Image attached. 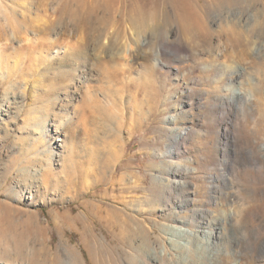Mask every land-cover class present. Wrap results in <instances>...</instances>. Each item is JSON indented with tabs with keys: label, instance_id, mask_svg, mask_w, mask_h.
<instances>
[{
	"label": "rangeland",
	"instance_id": "rangeland-1",
	"mask_svg": "<svg viewBox=\"0 0 264 264\" xmlns=\"http://www.w3.org/2000/svg\"><path fill=\"white\" fill-rule=\"evenodd\" d=\"M112 5L145 10V27L76 32L61 0H0V264H264V0ZM163 39L175 49L158 57ZM226 66L232 84L216 82ZM50 152L52 176L20 197L19 169ZM172 161L192 169L185 186L160 179ZM178 226L225 232L210 245Z\"/></svg>",
	"mask_w": 264,
	"mask_h": 264
},
{
	"label": "bare ground",
	"instance_id": "bare-ground-1",
	"mask_svg": "<svg viewBox=\"0 0 264 264\" xmlns=\"http://www.w3.org/2000/svg\"><path fill=\"white\" fill-rule=\"evenodd\" d=\"M112 2H113V0H61L63 13L66 16H68L71 19V21H73L75 23L74 26L76 28V32L77 31L79 32V29L80 28H83V26L88 25V24L93 23V22L95 24H97V23L104 24L105 26H110L111 24H115L116 26L117 25L118 26H121L123 24V21L125 19L126 20H129L130 22H132L134 24L135 23L136 24L138 23L137 25L142 26V27H145V25H146V14L144 12L145 10L139 9V10L136 11V13L134 15V13H130V12L126 11V10H123L122 8H118V7L115 8V5L113 6L112 5ZM101 13H102V15H100ZM255 31L258 32V33H264V27L263 28L261 27L259 30H255ZM59 32L60 31H58L57 29L55 30V33H59ZM158 43H159V48L156 49V52H155L158 57L162 56L163 53L166 54L167 49H169L171 52H173L174 49H175L174 44L170 40H168V39H166V40L165 39L160 40V42H158ZM53 44H55V43H53ZM254 44L255 43L253 42V44H251V45H254ZM2 46H3V44L0 43V51H1ZM136 49H139V47L137 46ZM87 51H88V43H85V44L81 43V44H78V48H77L76 52L74 54H71V55L73 56V58H75L77 61H79L78 59L82 58ZM243 54H244V52H242V50H238L237 51V54H236V58L239 59L240 57L243 56ZM141 56H142V52L139 49L137 51V54H134V57L138 59ZM155 64H157V65L160 64V59H157L155 61ZM204 68L205 69H209L210 66L209 65H205ZM237 72H239V74H241V72L238 71V70H236V67H234V66H226V67H223L220 71H218V74H216V75H218L217 76L218 79L216 80V82H220V81L224 82V81H227L228 80L229 81V84H232L233 81H234V79L231 77V75H233V74H235ZM0 75H4V72H1ZM58 80L61 81V79H58ZM37 83H38V80L34 81V83H33V90H35L37 88V86H36ZM231 90L233 92V97H231L229 99H231V100L232 99H244V97L246 99V96L243 95V92H241L240 89L233 87V89H231ZM253 90L256 92V95L255 96H257V97L258 96H263V91L262 90H260V89L258 90V88L257 89H253ZM7 93H6V95H7ZM250 96L254 97L253 94H249L247 96V98H249ZM76 98H77V96H64L61 99H59L60 101L56 103V106L58 105L59 106V110L62 111V110H64L65 106H68V105L70 106L71 102L74 99H76ZM178 118H179L178 115L177 116L174 115V116L168 117L167 121H168L169 124H172L173 125V124H175L179 120ZM228 128L229 127L227 126L226 127V130L224 132V136L227 139H230L232 141H235L236 137L233 136L234 134H232V132ZM173 133H174V137H172V138H174L173 141L177 145H179L181 143V141H185L188 138V136H189L188 135L189 133L186 132L185 129L174 128L173 129ZM61 146H60V148H61ZM259 148L260 149L261 148L264 149V146L263 147H259ZM254 151H255V148H254ZM249 153H252V151H250V148H249ZM258 153H259V151H258ZM44 154H47V153L44 152ZM49 158H50V160L48 159L49 160L48 161L49 163H45V164H42L40 166L39 165H34V169H30V170H29V168H27V163H30L31 160L28 159L26 161V164L24 163L25 165L22 168L19 169V182L21 184H19V186L17 188H19L18 191H19L20 197L23 198L24 195H26V194L27 195H32V193L35 192V190L39 188V183H41V182L43 183L44 181L46 182V181H48L50 179V177L52 176V171H51L50 166L52 164H55L56 163L55 162V155L53 154V152H50V157ZM36 164H38V162H36ZM189 171H192V169L190 167H188V165L187 166H184V165H182L179 162L177 163V161H172V162H170V165H169V168H168V171L167 172L170 173V177L173 178V179H171L170 177L169 178L168 177H166V178H160L159 177V178L163 182H167V184L170 185V186H173V185H174V187L175 186H185L186 185L185 182L184 181L182 182L180 179H181V177H184V174H186ZM169 173H168V175H169ZM224 179L225 180H228V176H224L223 177V180ZM175 220L177 222H180V223L183 222L179 218H177ZM182 224L184 225L186 223L183 222ZM206 228H208V227H206ZM206 228L204 229L203 227H201V229H204V230H201V231L200 230L193 231V230H190V229H186L183 226H178L177 227V229H178L179 232L183 233L184 235H186L187 237H190V238H195V237L199 236L200 233L201 234H204V236L208 238V242L210 243V245H211V241L212 240H214L215 238L217 239V237H220L225 232V228H222L221 229V227L214 228V229H217V230H211V231L210 230L209 231H206ZM151 258L154 260L155 263H158L161 260L159 258V256L156 255L155 250L152 251ZM216 262H217V259L216 258H210L209 259V262H206V263L207 264H215ZM199 263H193V264H199ZM72 264H75V263H72Z\"/></svg>",
	"mask_w": 264,
	"mask_h": 264
}]
</instances>
